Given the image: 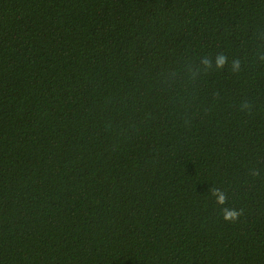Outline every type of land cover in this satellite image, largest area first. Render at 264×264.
<instances>
[{
	"label": "trees",
	"instance_id": "16d2710c",
	"mask_svg": "<svg viewBox=\"0 0 264 264\" xmlns=\"http://www.w3.org/2000/svg\"><path fill=\"white\" fill-rule=\"evenodd\" d=\"M0 264H264V0H0Z\"/></svg>",
	"mask_w": 264,
	"mask_h": 264
},
{
	"label": "clouds",
	"instance_id": "9594fccd",
	"mask_svg": "<svg viewBox=\"0 0 264 264\" xmlns=\"http://www.w3.org/2000/svg\"><path fill=\"white\" fill-rule=\"evenodd\" d=\"M224 60H225L224 57H222V56L218 57V59H217L218 66H221L223 64ZM222 199H223L222 196L218 197V200H222ZM237 217H238V213L231 212V211L227 212L226 216H225L226 219H230L233 221H235V219H237Z\"/></svg>",
	"mask_w": 264,
	"mask_h": 264
}]
</instances>
